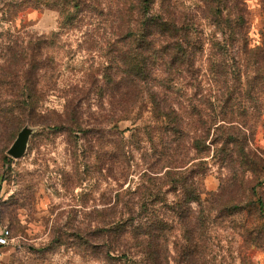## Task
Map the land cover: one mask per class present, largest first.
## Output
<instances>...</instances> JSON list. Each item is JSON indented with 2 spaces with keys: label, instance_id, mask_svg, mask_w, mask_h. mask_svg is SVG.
I'll use <instances>...</instances> for the list:
<instances>
[{
  "label": "trees",
  "instance_id": "1",
  "mask_svg": "<svg viewBox=\"0 0 264 264\" xmlns=\"http://www.w3.org/2000/svg\"><path fill=\"white\" fill-rule=\"evenodd\" d=\"M246 1L19 0L7 5L10 16L51 9L59 18L56 31L28 33V42L19 40L18 30L0 33V132L5 139L25 125L69 136L95 132L98 172L107 165L119 188L130 174V145L149 162L134 189L130 183L110 197L107 209L95 211L93 229L74 230L77 249L91 251L102 264H208L206 236L214 214L231 215L238 208L239 188L244 194L256 191L247 177L256 164L247 150V127L252 117H264V35L261 44H251ZM85 23L95 26L92 47L99 46L107 57L103 77L98 69L87 75L90 88L100 100L110 97V123L133 120L129 142L125 131L108 139L100 128L86 130L78 111L90 93L84 86L71 92L67 114L54 121L44 116L45 99L61 80L58 42ZM180 148L193 153L178 154ZM217 157L229 169L235 190L226 200L224 189L213 193L204 187L208 165ZM170 212L184 242L177 260L170 247Z\"/></svg>",
  "mask_w": 264,
  "mask_h": 264
},
{
  "label": "rangeland",
  "instance_id": "2",
  "mask_svg": "<svg viewBox=\"0 0 264 264\" xmlns=\"http://www.w3.org/2000/svg\"><path fill=\"white\" fill-rule=\"evenodd\" d=\"M18 1L0 0V33L9 31L15 35L18 30L21 31L19 40L28 42L31 40L28 33L47 36L58 29L59 15L55 10L26 9L10 16L7 5ZM246 6L251 44L259 45L264 35V3L247 0ZM94 30L93 24L85 23L81 29L64 33L58 42L61 50L58 49L55 56L61 80L57 90L46 97L42 108L44 116L51 121L69 112L67 104L71 92L83 86L90 88L87 75L91 69H98L99 77L104 75L101 70L106 66L107 57L99 46L92 47L97 35ZM100 80L101 84L103 79ZM78 111L86 130L92 132L100 128L108 139L112 132L125 131L122 135L125 140L132 139L133 120L110 123L109 115L113 111L110 97L105 95L100 100L92 87L82 98ZM248 124L247 150L256 164L247 177L256 191L254 195L252 192L244 194L239 188L234 202L238 208L231 215L225 210L214 214L212 231L206 236L210 248L204 257L208 264H264V117L263 120L252 117ZM23 128L30 133L26 152L18 159L8 153L18 133L6 140V135L0 132V230L7 228L12 235L10 244L1 250L0 264H102L93 258L91 251L77 249V242L71 235L79 227L85 231L93 229L95 211L107 209L110 197L127 189L130 183L132 188L136 187L149 162L141 160L138 146L130 145L131 175L119 188L116 180L109 177L107 165L101 174L98 172L93 150L95 132L69 136L29 125ZM141 144L145 145L144 140ZM189 152L192 154V149L180 148L177 153L188 155ZM206 173L205 190L215 193L224 189L226 200L233 189L228 181L229 169L217 157L210 161ZM161 176L162 173L158 178ZM124 179L121 178L122 183ZM171 214H166L174 229L170 247L172 257L177 260V249L184 242L177 220Z\"/></svg>",
  "mask_w": 264,
  "mask_h": 264
},
{
  "label": "water",
  "instance_id": "3",
  "mask_svg": "<svg viewBox=\"0 0 264 264\" xmlns=\"http://www.w3.org/2000/svg\"><path fill=\"white\" fill-rule=\"evenodd\" d=\"M29 133L30 131L27 128L22 129L18 133L15 142L13 143V145L8 151L11 157L18 159V158H21L25 154L26 149H27Z\"/></svg>",
  "mask_w": 264,
  "mask_h": 264
},
{
  "label": "built area",
  "instance_id": "4",
  "mask_svg": "<svg viewBox=\"0 0 264 264\" xmlns=\"http://www.w3.org/2000/svg\"><path fill=\"white\" fill-rule=\"evenodd\" d=\"M12 240V235L9 229H1L0 230V257H1V250L8 246Z\"/></svg>",
  "mask_w": 264,
  "mask_h": 264
}]
</instances>
